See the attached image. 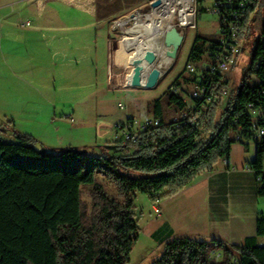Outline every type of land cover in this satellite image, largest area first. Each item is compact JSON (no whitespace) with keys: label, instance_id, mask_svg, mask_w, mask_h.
I'll return each instance as SVG.
<instances>
[{"label":"rangeland","instance_id":"374dc122","mask_svg":"<svg viewBox=\"0 0 264 264\" xmlns=\"http://www.w3.org/2000/svg\"><path fill=\"white\" fill-rule=\"evenodd\" d=\"M155 1L0 0V100L7 103L0 108V142L17 143L16 133L29 135L36 141L39 152L58 156L63 151H53L42 144L54 146L58 138L61 140L70 136L72 142L78 143L73 148L84 154L118 158L130 155L136 149L124 148L116 143L117 124L129 118L144 123L156 116L157 100L162 103L165 121L171 122L177 117L181 110L170 101L173 95L171 88L179 82L191 81L186 65L195 39L203 37L208 40L201 59L207 61L211 44L220 36L221 27L218 18L210 12L212 1L204 0L199 4L198 0H194L191 11L194 21L190 26H195H180L177 18L173 21V26H177L178 32L185 37L177 59L165 65L155 89L132 88L127 79L133 70L128 64L129 45L118 24L130 21V28L136 17L153 11ZM93 30L99 36L110 33L114 39L111 42L108 79L118 88L110 89L106 82L97 80L96 65L102 70L103 58L99 56L94 60L91 47L99 41L92 40ZM240 37L241 52L225 78L229 97L225 104L218 107L217 123L229 108L230 100L232 102L241 91L253 65L256 49L259 45L264 46V0L259 1ZM6 62L17 66V77H24L26 83L15 78L5 67ZM252 81L250 79L248 83ZM21 95L24 97L23 105L27 106L24 109L12 104V100L16 101ZM119 104L124 106L123 110L118 107ZM72 125L89 127L83 132L62 128ZM210 136L209 129L204 126L201 140ZM232 137L235 138V134ZM76 138L80 139L76 141ZM257 152L255 144L245 147L236 142L233 146L231 171L233 177L239 178L237 184L240 186L234 185L233 192L230 191L232 198L249 200L246 178L254 179V175L245 167L257 161ZM226 170L225 159L220 158L212 172L226 181L229 178ZM202 175L191 187L173 197L163 198L157 204L148 195L137 194L135 212L140 231L130 264H154L161 258L164 245L152 238L157 229L167 232L171 226L176 232L175 238L200 239L198 234L204 233L208 223L203 206L206 208L208 204L211 180L214 178L210 174ZM167 192L165 190L159 196ZM84 202L88 213H91L90 189H84ZM259 204L264 212V197L259 199ZM154 207H161V214H156ZM216 256L218 260L219 256Z\"/></svg>","mask_w":264,"mask_h":264},{"label":"trees","instance_id":"16d2710c","mask_svg":"<svg viewBox=\"0 0 264 264\" xmlns=\"http://www.w3.org/2000/svg\"><path fill=\"white\" fill-rule=\"evenodd\" d=\"M259 1L250 0L243 30ZM207 43L206 38L195 39L189 62H201ZM217 46V40L211 44L209 60ZM263 54L264 46L259 45L241 91L218 123L219 109L214 108L196 126L144 138L130 155L111 158L67 149L52 156L39 152L31 136L18 133L17 143L0 142V264H130L140 231L137 194L157 204L212 172L220 158L230 160L237 142L232 136L242 126L247 133V107L264 90V60L256 67ZM252 75L259 80L253 87L248 83ZM190 79L186 83H193ZM170 101L180 110L185 106L180 96L171 95ZM155 114L163 118L160 100ZM236 118L241 119L239 125ZM204 126L211 136L201 140ZM257 148V161L251 166L256 175L264 176V142ZM84 189L91 191V213ZM165 190L167 194L159 196ZM258 195L264 197V187ZM158 235H165L164 252L154 264H264V245L258 243L264 238V216L257 221L256 238L243 247L217 239L169 240L162 231L152 238Z\"/></svg>","mask_w":264,"mask_h":264},{"label":"built area","instance_id":"2783aa9c","mask_svg":"<svg viewBox=\"0 0 264 264\" xmlns=\"http://www.w3.org/2000/svg\"><path fill=\"white\" fill-rule=\"evenodd\" d=\"M211 1L213 7L210 12L218 18L221 27V33L217 39L218 46L210 60L207 58V61H201L198 64L187 63L186 71L194 80L193 83L179 82L171 88L172 94L180 96L183 100L184 108L171 122L153 116L144 123L139 122L136 118H129L125 122L117 124L115 137L118 145L124 148H135L137 151L144 138L160 134L171 135L184 127L196 126L205 113L218 108L227 101L229 92L225 77L241 52L240 36L249 10L250 0ZM194 14L196 19L195 11ZM180 26L182 25L180 24ZM194 26L195 24L189 27ZM263 60L264 54L259 57L257 68ZM252 79L250 85L253 87L259 83V80L256 75H252ZM255 101L249 104L246 110L249 118V130L244 134L246 129L242 126L235 133V140L243 145L255 144L258 146L264 142V90L257 92ZM119 107L124 109L121 104ZM240 120V118H236L235 122L239 125ZM262 168L264 172V161ZM245 169L254 175L255 183L259 189H262L264 176L256 175L253 166H247ZM154 211L156 214L161 213L159 207H154Z\"/></svg>","mask_w":264,"mask_h":264},{"label":"crops","instance_id":"0c3cea01","mask_svg":"<svg viewBox=\"0 0 264 264\" xmlns=\"http://www.w3.org/2000/svg\"><path fill=\"white\" fill-rule=\"evenodd\" d=\"M93 33H94L93 37L91 36L92 40L99 41L97 42V45L93 44L91 47V51L94 54V60L98 59L99 56L103 58L102 63H101L102 70L97 67L96 62L94 63V65H96L97 80L98 81L102 80L106 82L107 87H110V89L118 88V87H114V85H112V82H109V79H108V73L110 70V66L108 65L110 64V59H111V42L114 39L112 38L110 33L102 34V36H99L100 34H97L95 30H93ZM6 63H5V67L14 74L15 78L21 83H26V81L24 80V77H17L16 75L17 66H15V64L11 65L9 62H6ZM23 98L24 97L21 95L19 98H16V101L12 100V104L16 106L17 108L24 109L27 106L23 105L24 103L22 101ZM3 104L6 105L7 103L5 104L1 102L0 100V108H3ZM69 122L73 123V121H70V120ZM64 127L66 128L69 127L71 132H79V131L83 132L85 131V128L89 126H73L72 125V126H63L62 128ZM69 137L70 136H67V138L65 137V139H61V140L58 138V143L57 145H54V146H50L46 144H42V145L44 148H50V150L57 151V152L65 151V149H71L75 146H78V143L72 142ZM78 139L76 138V141ZM225 164L227 166V170L225 174L226 176L229 177L228 180L226 181H224L220 177H217L216 176L217 174H215L214 172L205 173L202 175L204 176V175L210 174V176H214V178L211 180L212 188L210 189V198H209L208 204L206 208L205 206H203L206 212V215H205L207 219L206 221H208V223L206 222L207 227L204 230L203 234H200V233L199 234L197 233V234L200 238L199 240L209 241L211 239H217V240H221L230 245H236V246L243 247V246H247L253 238H256L257 221L261 217L260 215L264 216V212L263 210L261 211L260 204H259V199L261 198L258 195L259 187L255 183V177L254 179L247 177L246 180H247L248 189H249L247 193H249V196H248L249 200L244 201L241 199L239 200L238 198L237 199L232 198L233 197V193H232L233 187L234 185L239 183V178L233 177V172L231 171L230 160L229 161L225 160ZM192 185L193 183L186 188H189ZM230 191L232 192L230 193ZM160 211L162 212L161 207H160ZM160 231L161 230L159 229L154 231L152 237L155 234H158ZM166 233L170 237L169 240H172L171 238L179 239V238H175L177 235L171 226L169 227V230ZM164 236L165 235H162V236L158 235V238L157 239L155 238L154 240L158 241L160 245H164V243H162L163 240L165 239ZM194 238H198V237L195 236ZM258 243L260 245H264V239L258 238Z\"/></svg>","mask_w":264,"mask_h":264},{"label":"bare ground","instance_id":"6f19581e","mask_svg":"<svg viewBox=\"0 0 264 264\" xmlns=\"http://www.w3.org/2000/svg\"><path fill=\"white\" fill-rule=\"evenodd\" d=\"M194 0H162L159 7L154 8L148 15H139L129 28V22L118 24L123 34L127 36L130 56L128 64L133 67L127 77L128 85L132 86L136 77L139 78V87L146 88L152 73L159 71L160 80L165 65L170 64L167 56L169 48L164 39L177 18L182 26L193 24L192 10Z\"/></svg>","mask_w":264,"mask_h":264},{"label":"water","instance_id":"95a60500","mask_svg":"<svg viewBox=\"0 0 264 264\" xmlns=\"http://www.w3.org/2000/svg\"><path fill=\"white\" fill-rule=\"evenodd\" d=\"M161 1L162 0H156L153 3V9L159 7L161 4ZM184 40H185L184 35L178 32V28L176 26H172L170 30L167 32L165 39H164V43L169 48V50L167 51V56L171 60L177 59L179 50L181 46L183 45ZM158 77H159V71L155 70L152 73L150 80L148 81L145 89H155L158 84L157 82ZM139 82H140L139 78L136 77L133 81L132 88H139Z\"/></svg>","mask_w":264,"mask_h":264}]
</instances>
